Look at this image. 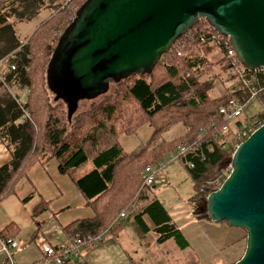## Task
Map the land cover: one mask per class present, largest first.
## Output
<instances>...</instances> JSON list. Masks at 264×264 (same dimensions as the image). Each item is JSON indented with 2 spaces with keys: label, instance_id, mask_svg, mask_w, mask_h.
<instances>
[{
  "label": "trees",
  "instance_id": "1",
  "mask_svg": "<svg viewBox=\"0 0 264 264\" xmlns=\"http://www.w3.org/2000/svg\"><path fill=\"white\" fill-rule=\"evenodd\" d=\"M72 1L73 5L66 8L63 15L56 14L45 24L38 25L25 42L17 35L15 21H11V18L29 21L39 13L45 1L13 0L8 6L0 5V60L6 58L8 65L15 64L16 67L14 70L10 67L2 70L5 84H0V89L4 88L10 92L0 97V138L12 154L11 161L0 167V201L13 191L17 181L27 174L31 164L35 162L46 164L55 159L59 171L72 179L84 196L87 206L95 212L94 217L76 219L65 225L63 230L68 239L72 240L77 236L89 238L85 245L87 248L97 243L94 241L95 237L103 236L107 231L118 237L126 229L125 221L131 214V224L135 225L138 235L163 246L172 239L177 248L185 250L190 246L188 239L158 198L148 200L130 214L125 210L128 213L127 219H118L123 208L132 207V200L136 195L134 181L136 175L131 170L137 167L135 163L137 158L128 163L127 159L134 157L132 152L124 151L120 142L121 136L115 134L114 127L109 126L116 121L117 115L112 102L106 106L96 105L95 113L92 111L86 122L85 133H81L82 126L69 133L63 115L53 117L50 105L42 103V95L47 96L45 85L50 90L48 68L51 58L61 36L86 0ZM16 3H19L22 9L16 8ZM214 34L217 32L202 19L195 28L178 39L171 51L164 54L158 62L164 64L166 80L156 79L154 68L149 74L133 75L135 78L127 82L126 88L127 95L138 103L139 108L146 114V119L155 121L156 116L160 114L170 116L173 113L168 109L175 107L182 111L187 108L186 116L192 114L199 118L190 124L193 132L197 130L191 135L188 133V137L185 133V137L176 141L169 153L187 139L200 141L198 149L191 150L180 161L193 180V195L190 201L201 205V217L205 218H208L207 197L220 187V184H217L218 180L221 183L225 180L221 177L222 172L231 166L235 151V148L223 149L219 137L215 136L224 123L218 114L219 107L232 97L242 98L249 95L248 88L236 69L239 61L229 55L224 44L219 46L226 67L234 71V77L240 79V84L215 99L208 95L209 88L206 84L202 86L205 90L197 88L191 92V89L198 85L195 79L205 63V59L194 52L200 53L205 45L215 42ZM133 76L124 80H129ZM260 82V85H264V77H260ZM252 83L259 85L257 80H253ZM10 88L29 89L27 101L24 103L18 101ZM54 96L55 101H60L66 106V118L70 122L74 114L69 119L66 101L57 99L55 94ZM186 96L190 98L185 100ZM259 98H264V91L259 94ZM35 102L39 104L36 107ZM214 105L216 107H213ZM26 110L30 117L25 115ZM35 111L38 113L36 121H40L39 123L33 119ZM259 114L264 115V111ZM87 116L88 114L83 118L86 119ZM100 116L102 121L99 119L97 122L96 118ZM37 133L43 135L38 137ZM163 151L161 149L156 152L152 160L160 161L166 153ZM141 157L144 156L141 155L138 159ZM187 161H192L195 166L191 168ZM155 162L146 164L144 168ZM49 206L50 202L43 201L34 211L35 217L49 209ZM12 231H15L14 227H6L0 231V235L6 238L15 237L16 232ZM130 258L133 264H145L142 259L132 256ZM190 262L199 263L196 260Z\"/></svg>",
  "mask_w": 264,
  "mask_h": 264
},
{
  "label": "water",
  "instance_id": "2",
  "mask_svg": "<svg viewBox=\"0 0 264 264\" xmlns=\"http://www.w3.org/2000/svg\"><path fill=\"white\" fill-rule=\"evenodd\" d=\"M202 19L229 38L245 69L264 67V0H86L51 58L49 88L71 119L82 100L151 73ZM206 211L214 223L246 230V249L233 264H264V125L236 147Z\"/></svg>",
  "mask_w": 264,
  "mask_h": 264
},
{
  "label": "rangeland",
  "instance_id": "3",
  "mask_svg": "<svg viewBox=\"0 0 264 264\" xmlns=\"http://www.w3.org/2000/svg\"><path fill=\"white\" fill-rule=\"evenodd\" d=\"M12 1L13 0H0V5L5 7ZM43 1L45 2L44 5L40 7L39 13L31 20L28 21L25 19L19 21L14 17L11 18V21H15L16 27H14L16 33L23 42L28 39L30 32L33 29L35 30L38 25L45 24L49 18L56 14L63 15V11L73 5L72 0ZM58 5L59 7L56 8ZM15 7L19 10L22 9L19 3H16ZM5 9L7 12L8 8L6 7ZM63 23L64 21L62 24ZM21 26L23 28H21ZM194 54L203 57L205 63L201 67L200 73L197 74V78H194L198 85L192 88L191 92L197 88L205 90L202 86L206 84L209 88V90H207L208 95L215 99L218 95H225L231 88L240 84V79L234 77V71L227 69L219 43L213 42L207 44L204 46L202 52H194ZM163 65V62H161L155 66L156 79H167L163 71ZM183 73H185V71H183ZM134 78L135 76L119 84L112 83L107 93L95 99L82 100L70 122H68L66 118V106L60 101H55L54 94L46 85L45 89L47 96L42 95V103L50 105V110L52 111L51 115L53 117L56 118L63 115L64 121L69 128V133L73 132L75 128L78 129L79 126H82L81 133H85L87 127L86 122L91 115L90 113L92 111L94 112L96 105L101 104L106 106L109 102H112V106L116 107L117 115L116 121L109 126L114 127L115 134L121 136L120 142L123 145L124 151L128 153L132 152L134 157L127 159L128 163L137 158L135 162L137 163V167L131 170L136 175L134 179L136 183V195L132 200V207L130 209L123 208L122 210H127L130 214L131 211H135V208L139 209L148 200L156 197L161 200L173 221L183 231L190 243V246L185 250L177 248L172 239L167 241V244L164 246L156 245L153 240H148L146 237L138 235L135 225L131 224L132 216L130 214V218L125 221V228L128 230L129 234L123 236L124 238L122 239L124 246L127 248L129 258L131 255L136 259H142L145 264H191V260L199 262L197 264L235 263L242 257L246 249V230L232 227L226 222L214 223L208 218L201 217V205H196L190 201L193 195V180L180 160L168 163L158 172L152 185L147 188L142 187L144 166L148 163L157 161V159L152 160V158H154L156 152L161 151V149L166 153L163 158H160V161H167L170 154L169 152L174 147V143L182 139L185 133L187 137L189 136L188 133L191 135L193 131L190 124L195 121V119L199 118L192 114L186 116L185 113L188 112L187 108L182 111L175 107L168 109L173 113L170 116L166 114L160 116V114L156 116L155 121L146 119L147 116L139 108L138 103L127 95V82ZM13 91L20 94L22 100L25 99L21 90L13 88ZM6 92L10 93L6 89L1 88L0 97ZM191 92L188 93L191 94ZM189 98V96H186L185 100ZM34 104L35 107L39 105L36 102ZM213 107H216V105ZM263 108L264 98L254 99L247 109L246 115L259 113ZM26 112L28 113L27 110ZM87 114V118H83ZM33 115V119L36 121L38 113L35 111ZM27 117H30L29 113ZM100 118L101 116L96 118V121L98 122ZM100 120L102 121V119ZM37 122L39 123L40 121H36V123ZM37 128L39 129L40 127L38 126ZM196 130L197 129H195L194 132ZM37 135L39 137L43 134L37 133ZM190 140L197 141L196 139ZM141 155L144 157L138 159ZM53 161L56 160L53 159ZM31 166L33 165L31 164L30 168ZM230 171L231 166L227 167L222 172L221 177L226 179ZM70 182L74 184L71 179ZM142 193H150V198L144 200L143 197L141 198ZM39 219H41V217H39Z\"/></svg>",
  "mask_w": 264,
  "mask_h": 264
},
{
  "label": "crops",
  "instance_id": "4",
  "mask_svg": "<svg viewBox=\"0 0 264 264\" xmlns=\"http://www.w3.org/2000/svg\"><path fill=\"white\" fill-rule=\"evenodd\" d=\"M23 95L25 99L22 101H27L28 95ZM11 159L10 150L0 138V167ZM70 179L59 171L56 161L50 160L47 164L35 162L27 174L17 181L13 191L0 201V231L14 227L15 238L21 244L15 253L19 264L40 260L46 244L56 245L66 241L68 237L63 230L65 225L76 219L95 216L94 210L87 206L84 196L75 184H71ZM142 197L148 200L150 193H142ZM43 201L50 202L49 209L36 218L34 211ZM126 234H129L127 229L118 237L109 231L105 232L102 241L84 248V264H133L122 242ZM0 264H3L2 256Z\"/></svg>",
  "mask_w": 264,
  "mask_h": 264
},
{
  "label": "built area",
  "instance_id": "5",
  "mask_svg": "<svg viewBox=\"0 0 264 264\" xmlns=\"http://www.w3.org/2000/svg\"><path fill=\"white\" fill-rule=\"evenodd\" d=\"M215 42L219 44H224L227 47L229 55L237 60L236 53L231 47L229 38L220 35L219 33L213 35ZM205 42V39L202 38ZM238 61V60H237ZM237 72L241 77L244 85L248 88L249 95L246 97H232L228 100L226 104H222L219 107L218 114L224 120L218 134L219 143L222 144L223 149L235 148L244 140H246L252 133H254L258 128L264 125V115L259 113H254L246 115L247 109L250 107L254 99L259 98V94L264 91V85H260V77H264V67H258L252 71L247 70L243 65L238 62ZM10 67L14 70L15 64H7L6 58L0 60V84L4 83L3 69ZM253 80H257L259 85L252 83ZM7 86V84H6ZM8 87V86H7ZM9 89V87H8ZM12 95L20 102L22 98L20 94L13 91L10 88ZM25 95L29 94V89L25 88L22 90ZM25 115L28 113L25 111ZM215 125V123H214ZM202 136L200 137V139ZM200 141H191L190 139L179 143L175 150L169 154L167 161H160L147 165L143 170L142 176V187L150 186L154 183L158 172L164 168L168 163L181 160L182 157H186L191 150H197ZM187 164L192 168L194 163L192 161H187ZM217 184L221 181L218 180ZM128 213L123 210L119 215V220L127 219ZM89 238L77 236L76 238L70 240L67 239L59 244H46L43 247L42 258L30 264H84L83 261V250L86 247ZM103 236H97L94 241H102ZM20 241L15 237H2L0 235V256H2L3 264H19L16 258V251L20 248Z\"/></svg>",
  "mask_w": 264,
  "mask_h": 264
}]
</instances>
